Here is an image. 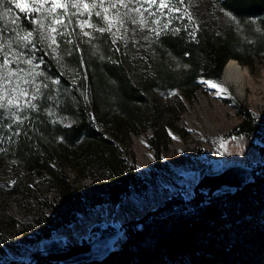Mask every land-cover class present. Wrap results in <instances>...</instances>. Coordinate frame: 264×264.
<instances>
[{
	"label": "trees",
	"instance_id": "16d2710c",
	"mask_svg": "<svg viewBox=\"0 0 264 264\" xmlns=\"http://www.w3.org/2000/svg\"><path fill=\"white\" fill-rule=\"evenodd\" d=\"M216 1L233 17L234 25L220 32L208 23L200 24L194 38L184 31L164 34L151 48L153 55H149V61L155 66L152 74H142L136 62L121 55L113 56L116 51L105 34L94 44L75 50L72 60L82 79L74 91L64 93L55 107L72 115L76 123L63 127L44 118L38 120L21 131L9 150L14 165L48 176L46 182L60 193L62 201L55 207V215L41 222L44 235L74 223L83 204L79 191L62 169L54 167L59 159L73 164L82 177L83 171L90 168H100L118 177L131 174L118 159L113 140L99 127L102 120L115 127L125 122L134 129L142 123V109L152 102L154 89H179L185 95H193L201 90L197 83L200 79L222 82L225 63L230 59L252 68L264 58V0ZM5 20L8 21L7 17ZM18 23L32 27L24 14ZM11 26L8 24L5 34ZM96 43L102 56L90 54L93 47L97 48ZM61 82L65 80L61 78ZM77 90L80 97L75 95ZM239 113L244 119L239 127L253 134V116L241 108ZM122 183L112 185L106 196L84 204L92 209L117 203L126 189H121ZM262 210L264 164L253 180L234 194L207 200L203 193H198L189 202L182 198L178 202L173 200L167 207L127 223L123 242L109 257L84 264H264V222L258 216ZM15 225L24 226L18 222ZM0 227L3 228L1 222ZM20 233L23 237L12 241L14 244L5 242L0 233V264L1 260L19 264L14 259L18 248L29 251L36 243L32 238L27 240L32 235L31 228ZM40 254L33 252V260L22 264H54Z\"/></svg>",
	"mask_w": 264,
	"mask_h": 264
},
{
	"label": "rangeland",
	"instance_id": "374dc122",
	"mask_svg": "<svg viewBox=\"0 0 264 264\" xmlns=\"http://www.w3.org/2000/svg\"><path fill=\"white\" fill-rule=\"evenodd\" d=\"M136 6L135 3L129 5L130 8ZM177 6L181 11L170 12L167 8H158L156 5L145 3L141 12L148 19L146 25L132 23L125 18L122 27L117 25L111 31L104 33L85 26L84 31L90 32V37L83 35L80 28L76 27V19L73 18V23L68 27V31L73 34L65 38L71 39L73 43L66 44L60 41L58 53L63 56L61 62L57 61V53H53L46 42L36 44L34 63H39L38 70L51 78L46 80L44 77H39L37 83L43 82L48 87L41 86L42 95L31 101L38 106L37 109L25 108L19 113L22 117H26L22 124H13L12 129L9 130L6 125L11 124L12 121L7 117L0 120V149H2L0 150V222L3 226L0 227L1 237L8 244H14L12 241L23 237L20 233L23 229L31 228L32 235L27 240L32 238L36 241L29 251L23 252L22 247L18 248L16 251L18 255L14 259L19 261V264L30 262L33 252L40 254L41 241L44 238L62 237L68 244L78 245L83 236L92 239L88 236V231L94 224L110 222L126 225L131 221L142 219L149 212L167 207L173 200L178 202L182 198L185 202H189L197 195L194 193V188L199 170L212 159L219 158L226 164L239 162L256 168L264 164L263 58L255 62L252 68L244 67L239 63L244 75L242 94L225 82L223 74V80L220 82L227 92L220 95L217 94V90L205 88L202 79L197 82L201 90L189 96L179 89H154L152 102L142 109L143 121L134 129L125 122L115 127L102 120L99 127L108 138L113 140L118 159L126 164L127 174L128 172L131 174L118 177L100 168H90L83 171L85 176L82 177L83 175L78 173L73 164L65 159H59L54 163V167L56 170L62 169L76 191H79V198L83 204L80 206V216L74 223L44 235L41 222L55 215V207L62 201L60 193L57 188L46 182L48 176L32 174L14 165L9 153L11 146L23 129L31 128L35 122L43 118L63 127H71L76 123L72 115L59 112L55 106H58L57 101H61L64 93L69 94L74 91V86H78L82 79L77 65L72 60L77 47L84 49L105 34L116 51L113 56L119 58L121 55L129 61L136 62L142 74H152L155 66L151 60L149 61V55H153L151 48L164 34L179 29L186 32L188 37L194 38L200 24L208 23L220 32L234 25L233 17L225 12L216 0H186L185 4ZM11 7L12 17L19 18L24 14L14 5ZM104 7L109 5L105 3ZM116 8H119L121 13L127 11L120 4H116ZM58 11L63 12V9ZM114 12L115 8H111L105 15L111 19ZM150 12H156V15L151 16ZM129 15L137 20L142 18L136 12H130ZM7 19L9 20V17ZM79 19H88V16L85 14ZM92 19L98 18L93 16ZM156 20L168 23V28L161 31L160 26L153 22ZM7 22L4 18L0 25ZM31 26L21 27L30 30L34 27ZM152 29L160 31V35L157 36L156 31ZM5 35L12 36L14 33L10 31ZM98 45L99 43H96L97 48L91 49V55L97 56L98 53L100 56L103 55L101 50H97ZM65 48L72 49V54H66ZM22 51L31 55L28 49ZM19 66L28 68L25 64ZM61 78L65 80L63 84ZM56 79L60 81L58 85L51 82ZM24 87L34 91L31 85ZM78 91L80 90H77L75 95L80 97ZM27 99L25 97L20 102L23 104ZM84 101L83 98L82 102ZM240 108L248 110L253 116L256 124L253 134L242 131L239 127L244 120L239 113ZM50 111L54 115H49ZM16 132H19V135H15ZM123 179L125 186L119 182ZM117 183H122L121 189L126 188L123 189L124 193L122 192L117 203L94 206L92 209L84 204L92 199L106 196L108 189ZM263 211L258 215L262 222H264ZM17 222L24 226L16 227ZM123 240L122 237L116 248ZM1 264L8 262L1 260Z\"/></svg>",
	"mask_w": 264,
	"mask_h": 264
},
{
	"label": "snow or ice",
	"instance_id": "6c2138e0",
	"mask_svg": "<svg viewBox=\"0 0 264 264\" xmlns=\"http://www.w3.org/2000/svg\"><path fill=\"white\" fill-rule=\"evenodd\" d=\"M105 3L109 7H104ZM133 3L137 6L130 8L129 5ZM145 3L156 5L158 8H167L170 12L173 10L179 12L181 9L177 5L185 4L186 0H0V22L4 21L5 17H9L7 24L0 27V120L7 117L12 121L11 124L6 125L9 130L12 129L13 124H22L26 117H22L19 113L23 112L25 108L37 109L38 106L31 101L42 95L41 86L48 87L43 82L37 83L39 77H44L46 80L51 79L43 71L38 70L39 63H34L37 43L46 42L47 47L53 53H57V61L61 62L63 56L58 53L60 41L66 44L73 43L71 39H65L73 34L68 31L69 25L73 23V18L76 19V27L80 28L83 35L90 37L91 33L84 31L85 26L92 28L93 31L104 33L111 31L114 26L122 27L125 18L132 23L146 25L148 19L141 12ZM116 4L122 5L127 11L121 13L120 9L116 8ZM12 5L19 9L20 13L25 14L29 23L34 26L33 28L29 30L19 25L18 17L11 16ZM111 8H115V12L113 18L110 19L105 13L109 12ZM58 9H63V12ZM144 11L148 10L144 9ZM130 12H136L142 18L137 20L129 15ZM185 12L187 14L186 9ZM85 14L88 19L80 20L79 17ZM149 15L155 16L156 12H150ZM188 15L191 19L190 14ZM93 16L98 19H92ZM153 22L160 26L161 31L168 28V23H161L159 20ZM8 24L12 25L11 31L14 33L12 36L5 35V32L9 30ZM152 30L156 31V29ZM174 31L178 32L179 29ZM156 34L159 36L160 31H156ZM22 49H28L31 55ZM76 50H79L78 47ZM64 52L71 55L72 49L65 48ZM20 64H25L28 68H21ZM81 64L83 65V59H81ZM51 82L56 85L60 83L58 79ZM202 83L216 89L218 95L227 92V89L218 81L204 80ZM24 85H31L34 91H29V88ZM25 97L28 99L22 104L20 101ZM49 115H54V113L50 111ZM14 134L19 135V132Z\"/></svg>",
	"mask_w": 264,
	"mask_h": 264
},
{
	"label": "water",
	"instance_id": "95a60500",
	"mask_svg": "<svg viewBox=\"0 0 264 264\" xmlns=\"http://www.w3.org/2000/svg\"><path fill=\"white\" fill-rule=\"evenodd\" d=\"M258 168L239 162L226 164L221 159H212L198 172L194 193H203L210 200L218 195L234 194L252 180ZM125 224L103 222L91 226L88 236L80 244L70 245L62 237L44 238L40 253L54 264H84L101 262L115 250L124 235Z\"/></svg>",
	"mask_w": 264,
	"mask_h": 264
},
{
	"label": "bare ground",
	"instance_id": "6f19581e",
	"mask_svg": "<svg viewBox=\"0 0 264 264\" xmlns=\"http://www.w3.org/2000/svg\"><path fill=\"white\" fill-rule=\"evenodd\" d=\"M225 82L234 86L238 93L242 94L244 91V75L241 65L235 59H230L223 71ZM208 79H202V81ZM214 81V80H211ZM205 88L213 89L204 84ZM216 90V89H214ZM116 249V248H115Z\"/></svg>",
	"mask_w": 264,
	"mask_h": 264
}]
</instances>
